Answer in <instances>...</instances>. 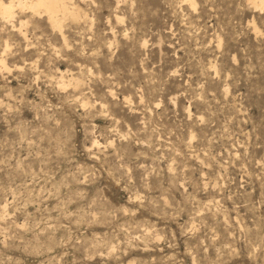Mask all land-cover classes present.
Instances as JSON below:
<instances>
[{
    "label": "rangeland",
    "instance_id": "rangeland-1",
    "mask_svg": "<svg viewBox=\"0 0 264 264\" xmlns=\"http://www.w3.org/2000/svg\"><path fill=\"white\" fill-rule=\"evenodd\" d=\"M74 1L0 23V264H264V15Z\"/></svg>",
    "mask_w": 264,
    "mask_h": 264
},
{
    "label": "bare ground",
    "instance_id": "bare-ground-1",
    "mask_svg": "<svg viewBox=\"0 0 264 264\" xmlns=\"http://www.w3.org/2000/svg\"><path fill=\"white\" fill-rule=\"evenodd\" d=\"M245 2L252 12L251 19L248 22L253 27L254 33H262V30L257 26L256 17L253 13L264 15V0H245ZM181 3H187L194 9L197 5L195 0H181ZM28 17H37V19L38 17H46L50 26L54 30H57L56 33L60 35L61 41L66 47L68 46L67 36L64 31L66 21L70 20L76 23H87L91 21L88 13L74 0H0V23L3 27L6 25L10 26L12 31L17 32L24 39H27L26 26L29 23ZM117 20L121 21V18L117 16ZM262 22L264 24V17ZM2 44L3 48L0 53V69L9 70L10 66L7 63L5 55L10 49V43L5 38ZM84 68L85 67H80L79 69ZM87 70L90 71V68ZM64 74L65 73L61 71L60 79L58 81L59 86L62 88L72 86L79 95L82 94L85 85L83 77L81 75L72 74L69 78H66ZM110 93L113 94L112 91H110ZM125 100L128 102L130 99L126 98ZM102 107L104 106L102 105ZM94 144H96V142ZM5 207L6 206L4 205L3 212L6 210ZM111 247H113V245Z\"/></svg>",
    "mask_w": 264,
    "mask_h": 264
}]
</instances>
